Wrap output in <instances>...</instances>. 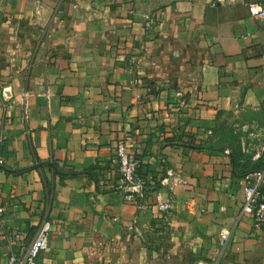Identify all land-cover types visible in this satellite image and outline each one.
Here are the masks:
<instances>
[{
    "label": "crops",
    "instance_id": "crops-1",
    "mask_svg": "<svg viewBox=\"0 0 264 264\" xmlns=\"http://www.w3.org/2000/svg\"><path fill=\"white\" fill-rule=\"evenodd\" d=\"M214 1L0 0V264L45 221L37 264H264L242 213L264 159V0ZM119 142L143 209L119 187Z\"/></svg>",
    "mask_w": 264,
    "mask_h": 264
},
{
    "label": "built area",
    "instance_id": "built-area-1",
    "mask_svg": "<svg viewBox=\"0 0 264 264\" xmlns=\"http://www.w3.org/2000/svg\"><path fill=\"white\" fill-rule=\"evenodd\" d=\"M237 0H215L214 5H231ZM250 12L253 16L264 18V7L258 5H251ZM144 28L146 31H151L158 24L155 13H148L143 15ZM179 97H183L181 93ZM6 163L5 158L0 151V168L4 167ZM115 164L119 172V187L124 193V199L128 203L138 204L140 209H143L142 200L144 199L146 182L139 173L140 161L136 155L131 154L127 150L124 142H119L116 148ZM182 182V179L175 176V172L168 169L165 172V177L162 183H169L170 181ZM175 206V200L170 198L166 202L159 203L158 207L161 212L168 213ZM3 212L0 209V216ZM243 215L250 217L257 230L264 232V170L256 172L246 183L244 194V202L242 208ZM51 230V224L45 221L33 240L20 248H12L6 264H37L46 244L47 237ZM230 233L228 231L221 233L222 243L229 240Z\"/></svg>",
    "mask_w": 264,
    "mask_h": 264
},
{
    "label": "rangeland",
    "instance_id": "rangeland-1",
    "mask_svg": "<svg viewBox=\"0 0 264 264\" xmlns=\"http://www.w3.org/2000/svg\"><path fill=\"white\" fill-rule=\"evenodd\" d=\"M172 3V2H142L143 6L146 8H149V5L152 6V11L156 12L159 11L160 9H163L167 4ZM176 2H173L175 4ZM264 161V159H263Z\"/></svg>",
    "mask_w": 264,
    "mask_h": 264
},
{
    "label": "trees",
    "instance_id": "trees-1",
    "mask_svg": "<svg viewBox=\"0 0 264 264\" xmlns=\"http://www.w3.org/2000/svg\"><path fill=\"white\" fill-rule=\"evenodd\" d=\"M53 169L56 170V166L54 165L53 166ZM140 169V168H139ZM264 170V161L263 160H260L258 165H257V168H256V171L255 172H258V171H263ZM253 172V173H255ZM46 188H47V193L49 194V196L52 194V188L51 186L45 184Z\"/></svg>",
    "mask_w": 264,
    "mask_h": 264
}]
</instances>
